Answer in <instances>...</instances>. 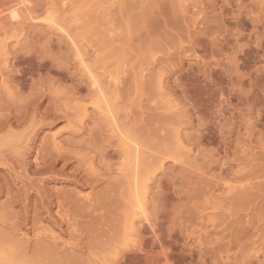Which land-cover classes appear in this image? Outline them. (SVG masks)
I'll return each mask as SVG.
<instances>
[{"label":"rangeland","instance_id":"obj_1","mask_svg":"<svg viewBox=\"0 0 264 264\" xmlns=\"http://www.w3.org/2000/svg\"><path fill=\"white\" fill-rule=\"evenodd\" d=\"M27 3L37 19L0 43V138L27 144L0 147V241L17 264H264V0ZM44 15L106 91L118 69L109 97L146 152L148 221L129 205L99 93Z\"/></svg>","mask_w":264,"mask_h":264},{"label":"bare ground","instance_id":"obj_2","mask_svg":"<svg viewBox=\"0 0 264 264\" xmlns=\"http://www.w3.org/2000/svg\"><path fill=\"white\" fill-rule=\"evenodd\" d=\"M27 1L28 0H5V3H4V6L5 7H3L2 9H1V11H0V13H3V15L5 16V17H8L9 19V22L8 23H2V22H0V33H3L4 35H5V37H4V35H3V37H0V39L1 38H3L2 40H0V43H1V45L3 44V46L2 47H4L6 44H4V43H6V42H4V40H7V37H6V35L9 37V34H6L8 31V29H10L12 26H14V24L12 25L11 24V22H16V23H19L20 25H21V27H22V25L24 24H26L25 26H27L28 25V22L29 21H33V20H35V19H37L33 14H32V12L29 10V3H27ZM22 10V12H21V10ZM31 9V8H30ZM23 11H25V12H23ZM22 14H21V13ZM24 13H27L26 15H25V19L23 18L22 19V17H24ZM2 15V16H3ZM45 16V15H44ZM5 17H2L3 19L5 18ZM46 17V16H45ZM52 17V16H51ZM0 18H1V15H0ZM41 18H43V17H41ZM21 19V20H20ZM28 20V22L27 21H23V20ZM44 19H46L47 21H45V22H47V24H46V26L45 27H47V25H48V28H51V29H53V30H55V31H57V32H59L60 34H61V37H62V35H63V37L65 38L66 37V39L67 40H71V46L70 47H72V44L74 45V47H72L73 48V53L74 54H76L75 55V57L77 56V62H78V64H79V66L81 67V70H83V71H85L84 72V74L86 73V79H87V81H88V86H89V88H90V91H91V93L92 92H96L95 94V96H97V94L99 93V95L97 96V98H96V104H94L96 107V109H97V112H99L100 113V115H103L104 117H105V115H106V118L109 120V122H110V124H111V127L109 126V124H108V126H109V131L110 132H114V133H112V135H115L116 136V138H118V139H120V142H122V143H124V146H122L123 144H121V152H123V154L120 156V157H122V160H123V162L121 163V167L118 165V167H119V173H120V171L123 173L124 172V174H122V173H120V175H123L124 176V181H125V183H126V192H128V193H126V197H127V195H128V198H129V205H131L132 206V208L131 209H133V210H135V209H137V210H135L134 211V213H133V215H141L142 217H138L137 215V217H138V222L140 221V223H142L141 221H143V222H145V221H148V218H147V210H145V206H147V205H145V203H146V201H144V198L146 197V191L145 192H143V190L141 191L139 188V186L138 185H140V183H142L143 181H147V179H145V177L146 176H144V177H141V176H139V175H142V173L139 171V168L138 167H140V166H142L141 164L143 163L144 164V162H142V163H140L141 161H144V159H143V157H142V159L140 158V156L139 155H143L144 156V154L146 153V152H142V148L141 147H143V146H139L138 147V145H137V142H135V144L133 145V146H131L132 144H131V142L130 143H128L129 141H132L131 139H130V137L131 136H129V134L128 133H124V130L123 131H121L122 129H120L121 128V124H120V126L118 125V123H120V122H117L118 120H120V119H118L116 116H115V112H114V108L115 107H113L112 108V104H111V102H110V97H109V94L111 95V97H113L112 96V92H113V88H115V87H117L118 86V84H119V81H118V78H117V75H118V69L117 70H115V76L114 77H111L109 80H108V82H107V86H108V84H110V87L111 86H114L112 89L110 88L109 90H110V92L109 91H106V87H105V85H103L104 84V82H102L103 80H100L101 78V74L99 73L98 74V72H97V74L95 73V69H91V65H88L89 63L87 62V61H85V58L83 57L85 54H83L84 52H82L83 50H82V48L80 49V47L81 46H77L76 44H78V43H75V42H77L76 40H74L73 39V36H74V34L72 35L71 33H70V31H69V29L68 28H66L65 27V25L61 22V21H57V19L56 18H50V17H46V18H44ZM1 20V19H0ZM7 20V21H8ZM41 20H43V19H41ZM4 21H6V20H4ZM19 21V22H18ZM20 21H23V22H26V23H23V24H21V22ZM39 21V20H38ZM43 21V22H44ZM34 22V21H33ZM32 22V23H33ZM37 22V21H36ZM42 22V21H41ZM18 24V25H19ZM29 24H30V26H32V24H31V22H29ZM11 27H10V26ZM16 25V24H15ZM34 25V24H33ZM9 26V27H8ZM17 27H20V26H17ZM24 27V26H23ZM22 27V28H23ZM14 28V27H13ZM22 28L21 29H19V30H22ZM47 28V29H48ZM50 29V30H51ZM11 30V29H10ZM14 30H17L16 28L14 29ZM24 30V29H23ZM53 30H51V31H53ZM7 31V32H6ZM18 32V31H17ZM17 32H13V35H12V37L14 36V34L15 33H17ZM18 33H20V32H18ZM22 33V32H21ZM55 33V32H54ZM12 34V33H11ZM59 34V35H60ZM16 35V34H15ZM10 37H11V35H10ZM20 37V36H19ZM12 39H14V38H12ZM17 39H19V38H17ZM70 40H69V42H70ZM14 41H16L15 39H14ZM11 42V41H10ZM68 43V42H67ZM7 46V45H6ZM2 47H0V48H2ZM72 48H70V49H72ZM80 49V50H79ZM3 50V49H2ZM82 52V53H81ZM82 54H83V56H82ZM98 75V76H97ZM100 76V77H99ZM157 81H159V82H161L159 79L157 80ZM109 87V86H108ZM107 92H109V93H107ZM107 93V94H106ZM108 95V96H107ZM90 96H91V94H90ZM92 97H93V95H92ZM93 100V99H92ZM94 102H92V104L94 103ZM84 105V104H83ZM92 107V106H91ZM94 107V106H93ZM92 107V108H93ZM79 108V107H78ZM80 109V108H79ZM82 109V108H81ZM84 109V108H83ZM85 110H86V108H85ZM93 110H95V109H93ZM115 111H116V109H115ZM84 112V111H83ZM96 112V111H95ZM86 113H87V111H86ZM115 113V114H114ZM83 115H85V114H83ZM99 115V114H98ZM79 116V115H78ZM87 117V116H86ZM79 118H80V116H79ZM76 119H78L77 117H76ZM81 119V118H80ZM84 119H85V117H84ZM107 120V121H108ZM78 120H76V122H77ZM108 122V123H109ZM80 123V122H79ZM78 125V124H77ZM81 125V124H80ZM80 125H78V126H80ZM84 125V124H83ZM77 127V126H76ZM82 127V126H81ZM181 127V126H180ZM79 129V128H78ZM179 129H181V128H175V131H174V137H175V139H176V145H175V150L176 151H174L175 153H173L172 154V158H174L175 160H176V162H184L183 161V159H185V152H181L184 148H182L183 147V142H182V140H181V136H180V130ZM61 135V134H60ZM20 138V137H19ZM122 138V139H121ZM52 141L54 142L55 140H56V136H52ZM21 141V142H20ZM53 144H56V143H53ZM9 146V148H12V150L14 149V150H18V149H20V148H22V147H24L25 145H27L26 144V142L23 140H17V138L15 137H13V138H9V140H7V138L5 139V138H0V147L1 146ZM120 147V146H119ZM131 147V149L130 150H132V148L134 149V150H132V151H130L129 150V148ZM140 149V152H139V149ZM144 149V148H143ZM9 150H11V149H9ZM184 151V150H183ZM143 153V154H140V153ZM19 155L20 156H24L25 155V152H20L19 153ZM147 155V154H146ZM133 156V157H132ZM89 157H91V156H89ZM93 157V156H92ZM132 157V158H131ZM147 157V156H146ZM88 158V157H87ZM140 158V159H139ZM86 160V159H85ZM92 161V160H91ZM162 160H159V163L157 164V165H161V162ZM161 162V163H160ZM95 163V162H94ZM140 163V164H139ZM88 164H89V162H88ZM138 165H140V166H138ZM90 166H92L91 164L89 165V167ZM88 167V168H89ZM154 167V166H153ZM156 167V166H155ZM160 167H162V166H160ZM91 168H93V166L91 167ZM141 168V167H140ZM149 168V167H148ZM159 168V167H158ZM94 169V168H93ZM93 169H90L89 168V170H91V173L93 172L94 173V170ZM97 169V168H96ZM156 169V168H155ZM160 169V168H159ZM118 170V169H117ZM147 170V169H146ZM145 170V171H146ZM97 171V170H96ZM95 171V172H96ZM145 171L143 172V170H142V172L143 173H145ZM148 171V170H147ZM146 171V173H148ZM118 172V171H117ZM156 172V171H155ZM154 172V173H155ZM153 173V172H152ZM150 175V177L151 176H153V175H151V173L149 174ZM150 179H152V178H150ZM144 182V183H145ZM150 182V181H149ZM147 184V183H146ZM143 185V183L141 184V186ZM149 185V184H148ZM147 185V186H148ZM226 187V186H225ZM229 187V186H228ZM141 189H142V187H141ZM148 189V188H147ZM227 190H229V188H227ZM226 190V191H227ZM228 192V191H227ZM149 194V193H148ZM147 199V198H146ZM87 200V199H86ZM132 200V201H131ZM126 205H128V204H126ZM128 207V206H127ZM126 211H128L127 209H126ZM132 212H130V214H131ZM126 214H129V213H127L126 212ZM129 214V215H130ZM147 214V215H146ZM135 216V217H136ZM126 217H128V216H126ZM130 217V216H129ZM132 217V216H131ZM136 217V218H137ZM134 218V217H133ZM132 219V218H131ZM134 220V219H133ZM132 220V221H133ZM135 220H137V219H135ZM135 221H133L132 223H134ZM132 225V224H131ZM141 225V224H140ZM130 226V225H129ZM130 228V227H129ZM135 228V227H134ZM137 229V228H136ZM135 230V229H134ZM138 230V229H137ZM136 230V231H137ZM134 232V231H133ZM116 245H118V244H116ZM10 245L8 244V245H6V247H5V243H3L2 241H0V264H7V263H11L12 261H14L13 263H16L17 264V260L15 261V259L17 258L18 259V257L16 256V255H14L15 253H14V251H13V249H12V245L9 247ZM115 246V245H114ZM114 246H112V248L114 247ZM108 250V249H107ZM14 256H16V258H14ZM22 262V261H21ZM21 262H19V263H21Z\"/></svg>","mask_w":264,"mask_h":264}]
</instances>
